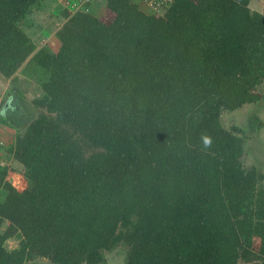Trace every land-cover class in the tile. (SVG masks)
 Here are the masks:
<instances>
[{"label":"trees","instance_id":"trees-1","mask_svg":"<svg viewBox=\"0 0 264 264\" xmlns=\"http://www.w3.org/2000/svg\"><path fill=\"white\" fill-rule=\"evenodd\" d=\"M53 1L0 0V75L39 86L36 116L0 145L26 180L0 163V264H264V172L243 161L246 127L221 123L264 99V8L104 0L110 24L94 0ZM49 9L67 35L56 52L24 31Z\"/></svg>","mask_w":264,"mask_h":264},{"label":"rangeland","instance_id":"rangeland-1","mask_svg":"<svg viewBox=\"0 0 264 264\" xmlns=\"http://www.w3.org/2000/svg\"><path fill=\"white\" fill-rule=\"evenodd\" d=\"M58 1V0H56ZM60 3L64 0H59ZM68 6H73V2H68ZM75 1V0H73ZM55 0L51 3L53 8L58 4ZM65 3V2H64ZM80 3V2H79ZM63 6V5H62ZM250 7L252 9L261 11L264 8V0H252ZM50 8V9H51ZM40 11L39 13H33V19L29 18V22L24 24L25 32L33 39L37 44V47H44L48 51L56 52L61 46L66 44L67 35L56 34L57 30L61 26L62 20L60 17L57 18V7L54 8L53 13L51 10ZM90 12L96 17L107 23L114 22L113 12H110L104 0H94L90 8ZM145 11L150 13L153 12L150 9L145 8ZM56 10V11H55ZM19 78L18 81H12L11 78ZM24 75L19 72L14 73L13 76L5 78L0 75V113L2 114L3 107L10 100L13 95L9 94L8 91L12 89V94L19 95L18 90L23 92L24 98H21L19 102L22 107V111L19 116H16L17 120L13 118L12 124L0 123V145L7 144L10 138H14L18 132H22L25 126L36 116V109L32 104V98L39 95V86L34 81L24 79ZM261 93L263 90H259ZM9 97V98H8ZM221 123L225 127L231 125H242L248 130V140L246 142V150L243 157V161L246 165L257 164L264 172V99H259L255 103L245 104L242 107L233 111H224L221 115ZM0 163L9 166L6 179L10 180L12 185L17 189L22 190L26 186V180L22 173V167L12 158L6 157V152L0 147ZM5 193L0 188V199H3ZM18 244L16 239H9L6 242L7 247H15ZM106 259L109 264H123V253L110 252L106 254ZM46 259H36L32 264H46ZM244 264V263H241Z\"/></svg>","mask_w":264,"mask_h":264},{"label":"built area","instance_id":"built-area-1","mask_svg":"<svg viewBox=\"0 0 264 264\" xmlns=\"http://www.w3.org/2000/svg\"><path fill=\"white\" fill-rule=\"evenodd\" d=\"M145 7L154 13H160L161 9L168 6L173 0H139Z\"/></svg>","mask_w":264,"mask_h":264},{"label":"crops","instance_id":"crops-1","mask_svg":"<svg viewBox=\"0 0 264 264\" xmlns=\"http://www.w3.org/2000/svg\"><path fill=\"white\" fill-rule=\"evenodd\" d=\"M24 81V80H23ZM13 93V92H12ZM11 95H13L12 96V98H10L11 100H9L10 102L8 103V105H6V106H4L5 108H7V109H9L8 108V106H9V104L11 103V101L12 100H15L16 99V97H17V95L16 94H11ZM9 98V97H8ZM24 98V97H23ZM18 105H19V107L17 106L16 107V105H14V108H15V110L17 109V108H21L22 109V107L20 106V104L18 103ZM7 109H5L6 111H8V113H9V110H7ZM5 114L7 115V112H5ZM10 114V113H9ZM7 125V124H6ZM1 151V150H0Z\"/></svg>","mask_w":264,"mask_h":264},{"label":"clouds","instance_id":"clouds-1","mask_svg":"<svg viewBox=\"0 0 264 264\" xmlns=\"http://www.w3.org/2000/svg\"><path fill=\"white\" fill-rule=\"evenodd\" d=\"M203 141H204V145H205V147L210 146L211 143H212V141H211V139H210L209 137H204V138H203Z\"/></svg>","mask_w":264,"mask_h":264},{"label":"water","instance_id":"water-1","mask_svg":"<svg viewBox=\"0 0 264 264\" xmlns=\"http://www.w3.org/2000/svg\"><path fill=\"white\" fill-rule=\"evenodd\" d=\"M10 98H12V97H10ZM11 100V99H10ZM10 101H8V103H9ZM8 103H6V105H8Z\"/></svg>","mask_w":264,"mask_h":264}]
</instances>
